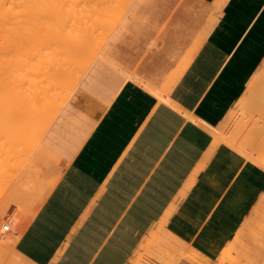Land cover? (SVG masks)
I'll list each match as a JSON object with an SVG mask.
<instances>
[{
	"label": "crops",
	"instance_id": "obj_1",
	"mask_svg": "<svg viewBox=\"0 0 264 264\" xmlns=\"http://www.w3.org/2000/svg\"><path fill=\"white\" fill-rule=\"evenodd\" d=\"M103 52L10 208L7 161L1 264H217L241 231L221 263L264 264V166L219 137L263 75L264 0H134Z\"/></svg>",
	"mask_w": 264,
	"mask_h": 264
},
{
	"label": "bare ground",
	"instance_id": "obj_2",
	"mask_svg": "<svg viewBox=\"0 0 264 264\" xmlns=\"http://www.w3.org/2000/svg\"><path fill=\"white\" fill-rule=\"evenodd\" d=\"M122 1L123 0H0V112L11 113L22 119H28L27 117L32 119L27 121L28 124H24L19 121L23 126V130L19 128L20 131L22 133L23 131L24 133L27 132L26 137L27 135L30 136L32 146L37 141V138L39 139V136L46 131L56 114L60 111L72 90L77 85L81 77V73L85 71L93 62L95 56L91 57L88 50L91 52L94 47H96V50L98 47L100 48L102 45H99L101 42L99 39L102 38V34L104 35L108 31L104 32L103 30H106L104 28H112L111 24H109L110 26L108 25L105 27L102 24L108 21L109 17L114 18L113 16L115 15L116 20L122 18L123 13L125 12L123 11L125 10L124 7H126L122 6L124 5L121 4ZM127 1L128 0L125 2L129 5ZM27 19H35L39 22L41 21V23H45L43 19H47L49 21V25L38 24L37 27H34L26 23L28 27L32 26L33 28L32 31L31 28H28L30 30L29 31L26 30L27 28L23 29L25 26L23 22ZM18 27L20 29H18ZM21 27L25 31H23ZM32 32L35 33L31 34ZM27 33L32 35L30 41L25 39ZM86 43L93 44V47L89 46V48L92 49H87L86 53L88 54L85 53V58L87 55L90 57L87 56L89 58L84 59L83 56L79 55H82L80 53L84 54L82 48ZM44 50L51 51L50 58L46 56ZM92 51L93 52L91 53L93 54L95 52L98 53L94 49ZM43 53L46 58L42 56ZM14 54L16 59L14 56H11ZM78 57H82L83 59H79ZM45 63H49V66L48 70H45L47 68L44 69L45 73H41V75L43 74L42 76L45 74V77L40 76L43 78L42 81L35 82L34 84L33 80L30 79L31 74H29L30 78L26 79L29 80V84L32 86L26 83L24 76H21V74L24 73L25 75V72L27 71L23 72L20 70H23L24 66L28 64L31 66L32 64L38 66ZM75 63H77L76 67L78 69L75 68L73 70L77 69V71L68 73L70 68H73V66L75 67ZM12 64H15L16 69L18 70V74H16L15 78L17 84L15 85L14 90L11 88L13 72L11 73L10 70L12 71ZM29 68L31 67L29 66ZM30 71L32 70L30 69ZM262 73H264V71ZM29 75L27 76L29 77ZM259 76H262V74ZM39 79L40 78L38 77V80ZM24 82L26 85L28 84L26 87H31V89L30 87H24V90L30 89L27 90L28 93L23 90L22 86ZM262 85L264 84L262 83ZM257 87L254 88L258 90ZM253 92L251 93L253 94ZM249 96L251 95L249 94ZM262 101H264V99ZM250 116H252V114ZM13 121L16 122L17 120L14 119ZM14 124L15 126H12L15 128L19 126V124ZM18 131L19 130H16V132ZM28 131L29 133L32 131V133L28 134ZM32 138L34 139L31 140ZM221 139H226V137L222 135ZM32 146L30 149L33 148ZM246 146L244 148L245 150ZM38 149L41 148L39 147ZM31 152L33 151H30V153ZM260 164L264 166V156L260 160ZM5 193L7 194V192ZM4 224L6 223H3V225ZM6 236H8V234ZM1 238L2 237H0V239ZM3 242H6V237L3 239Z\"/></svg>",
	"mask_w": 264,
	"mask_h": 264
},
{
	"label": "rangeland",
	"instance_id": "obj_3",
	"mask_svg": "<svg viewBox=\"0 0 264 264\" xmlns=\"http://www.w3.org/2000/svg\"><path fill=\"white\" fill-rule=\"evenodd\" d=\"M119 1H121V0H119ZM125 1L126 0H123L122 3H121V4H124L122 6H126V7H124L125 10H123V11H125V12L123 13L122 18L125 16V14L127 13L128 9L130 8L132 3L134 2V0H128L127 1V3H129V5H128V4H126ZM12 3L15 4L14 2H12ZM120 9H121V7H120ZM115 16H113V17L115 18ZM114 18L109 17L108 21H106L105 23L102 24L104 27L108 26L109 24H111L112 28H110V27L109 28L108 27L104 28V29H106V30H103L104 32H106L107 30L108 31L105 33L106 35L102 34V38L99 39L101 42H100V44L99 43L98 44L102 45V46L100 48L98 47V49H99V50L97 49L98 51L96 50V47L93 48L98 53H96V52L94 54L91 53V52H93L92 51L93 49L89 48V46L93 47V44H90V43H86L85 46L82 48L84 54L80 53L82 55H79V56H83L84 59L90 57L89 55H87L89 57L86 56V58H85V55L88 54V53H86L87 49H90V50L92 49L91 52L89 50H88V52L90 53L91 57L95 56V58H94V60H93V62L91 63L90 66H92L98 60H103V58L105 57L104 56V52H103L104 46L106 45L107 41L109 40V38L113 34V32L116 29L117 25L119 24L120 20L122 19L121 18V19H117L116 20V18L115 19ZM43 21H45V23H43V22L41 23V21L39 22L38 20H35V19H27V20H25L23 22L25 24V26L23 25L24 27L23 26L22 27H23V29L27 28L26 30H29L28 28H31V31H32V29H33L32 26H34V27L36 26L37 27L38 24H48L49 25V21L47 19H43ZM30 22H32V23H30ZM26 23L28 25L30 24L32 26L28 27V25H26ZM22 27H21V29H22ZM18 29H20V28L18 27ZM23 31H25V30H23ZM34 33L32 32L31 34H34ZM107 35H109V36H107ZM31 36L32 35H29V33H27V35L25 36V39L27 41L28 40L30 41ZM82 50H81V52H82ZM50 52L51 51H49V50H44V53L46 54V56L48 58L51 57ZM44 53L42 54V56H44ZM3 56H6V55H3ZM11 56L15 57V54L11 55ZM44 58H46V57L44 56ZM78 58L81 59L82 57L81 58L78 57ZM15 59H16V57H15ZM12 63H14V62H12ZM75 64H76L75 67L73 66V68H70V70H69V67H68V70H69L68 73H73V72L77 71V69H78L76 67L77 63H75ZM72 65H74V64H72ZM29 66L31 68H29ZM32 66L28 64V65L24 66L23 70H20V71H23V72L27 71V72H25V75H24V73L23 74L19 73V74H21V76L22 75L24 76L25 82L28 83V84H29V80H27L26 78H30L29 74H31V78L30 79L33 80L34 84H35V82L42 81L43 78H41L40 76H42L43 74L41 75V73H43L45 70H48L49 63L48 64L45 63V64L38 65V66L32 64ZM45 68H47V69H45ZM75 68H77V69L73 70ZM11 69H12V71L10 70V72L11 73L13 72V75H12L13 77H12V80H11V88H13L12 90H14L15 89V85L17 84L15 78H16V74H18L17 73L18 70L16 69V65L15 64L11 65ZM30 69L32 71H30ZM260 71H262V69ZM83 72L81 73V77H80L82 79L76 86V93L78 92V90H80V88H82L85 85V81H86L85 74H86V72H84V73ZM26 74L29 75V77ZM35 77H37V78H35ZM38 77L40 78L39 80H38ZM42 77H45V74ZM36 80H38V81H36ZM25 82H24V84L22 86L23 90H24V87H26L28 85V84L26 85ZM252 82H253V84L256 85L255 87L258 86L257 87L258 90L256 88H253V90L252 89H248L247 90V92L241 98V100H240V102L238 104V107H237L238 109L233 113V115L231 117H229V119L224 124H222V126L220 128V131H219V137L221 138L222 135L227 137L226 141L225 140H221V141H225L228 144L232 145L233 147L239 149L248 158L252 159L257 164H260V160L264 156V101H262L264 99V85H262V83L264 84V73H263L261 78H258V80H254ZM260 84H261V86H260ZM30 86H32V85H30ZM30 86H28V87H30ZM28 87H26V88H28ZM30 89H31V87H30ZM30 89H27V90H30ZM27 90L25 89L24 91H27ZM251 92H253V94ZM27 93H28V91H27ZM76 93H75V96H76ZM249 94L251 96H249ZM75 96H73L72 98H70L68 100L67 104L65 105V107H64V109L62 111L63 114H61L59 116V118L57 119L55 125L53 124V126L50 129V132L48 133V135H46L44 141H43V138H44V135H45L46 131H44L39 136V139L37 138V141L33 144V146L31 145L30 136L27 135L28 138L26 137V133L27 132L24 133V131H23V133H24L23 134L20 131V129L23 128L21 123L23 122L24 124H28L27 121H30L32 119L30 117H27L28 119H22L19 116H17V115L14 116L11 113L0 112V156H1L0 157V220H1L0 221V227H1V224L3 222L4 223H9V220L7 219L8 215H7V207H6V202H5L6 201V195H5L6 193L5 192H6V188H7L8 183H9V208H10V205L12 203H14V202H19L20 203L21 198H22V193H21V190H22L21 189V178H22V175H21V171L23 170L24 164L27 161H32V160H37V159H44V158H47V159L48 158H51V159L54 158L53 149L51 147L53 145V142H54V135H55V130L54 129L57 128V127L60 128L61 125L64 127V123H66V120H65L66 115L65 114H66V112H70L72 110V103H73V101L75 99ZM250 100H252V101H250ZM254 102H256V103H254ZM258 103H259V105H258ZM241 114H243V115H241ZM251 114H252V116H250ZM11 116H14V117H11ZM13 118L16 119L17 121L16 122L13 121L14 120ZM19 121H21V123ZM14 123H16V125L19 124V126H17V128L13 127L12 125L15 126ZM31 127H33V126H31ZM14 128L16 130H19V131L16 132V130ZM33 132H34V130H33ZM31 133H32V131L30 133L28 131V134H31ZM33 139L34 138H32L31 140H33ZM47 139H49L50 142L45 144L46 145V148H45L44 147V143L47 142ZM30 145L33 147V148H31L32 150L30 149V147H31ZM244 145L245 146L247 145L246 146V150L244 149L245 148ZM21 147H23V148H21ZM39 147L41 149H38ZM30 151H33V152L30 153ZM248 153H250V154H248ZM6 156H8V157H6ZM29 158L31 160H28ZM7 161H9V182L8 183H7V169H6ZM1 189H2V191H1ZM17 190L19 191V193H18ZM260 220H262V215H259V221ZM241 233H242V231L238 234V237L235 239V241L228 245L229 248L224 249V251H223L221 257L219 258L217 264H229L228 261H224V262L221 263V260L223 258H225V257L227 258V256L230 255V254L232 255L233 251L235 253V251H236L235 245L239 241V238L241 237ZM7 252L8 251L0 252V264L2 263L3 259L5 258Z\"/></svg>",
	"mask_w": 264,
	"mask_h": 264
},
{
	"label": "built area",
	"instance_id": "obj_4",
	"mask_svg": "<svg viewBox=\"0 0 264 264\" xmlns=\"http://www.w3.org/2000/svg\"><path fill=\"white\" fill-rule=\"evenodd\" d=\"M3 227H4L5 230H9L10 225L6 223V224L3 225Z\"/></svg>",
	"mask_w": 264,
	"mask_h": 264
}]
</instances>
